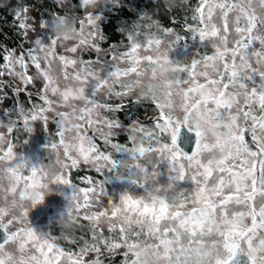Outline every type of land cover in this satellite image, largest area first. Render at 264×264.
I'll return each instance as SVG.
<instances>
[{
	"label": "clouds",
	"instance_id": "1",
	"mask_svg": "<svg viewBox=\"0 0 264 264\" xmlns=\"http://www.w3.org/2000/svg\"><path fill=\"white\" fill-rule=\"evenodd\" d=\"M45 2L53 7L51 9L43 7ZM38 3L43 12L47 13L46 16L42 14L41 9H36L37 12H41L37 18L31 11L35 5L26 4L23 0H17L16 6L11 5V0L0 2V9L15 13L25 24L20 35L27 44L34 45V48L27 49V61L32 65L34 57L35 62L40 65L30 75L31 81L28 80V73L23 74V70L16 69V65L19 64L8 73L10 82L0 81V92H3V96H0V105L5 102L6 84L15 94L16 100L14 117L9 115L13 111L11 107L0 108L6 115V118L0 117V154H4L3 159H0V184L11 185L15 182L16 176L12 175L9 169L20 176L31 174L33 169L37 171V186L27 190L23 201L29 216L38 207H44L49 196L57 195L63 200L60 206H52L42 229H35L29 216L25 218L27 225L33 228L42 240L76 245L79 250L87 246L88 250L81 255L84 264H133V261L136 264H218V261L228 259L232 253L220 240L218 227H212L209 231V225H205L203 233L193 237L187 227H179V222L167 220L158 225L151 216L133 218L131 213L123 210L125 197L159 206L162 200H166L170 205L175 204L182 197L197 191L199 185L193 182L191 177L198 169L194 165H189L188 174L181 180L180 161L174 160L171 156L173 150L183 152L179 145V141L184 139L181 129H187L191 134L197 129L201 132L199 137L201 149L194 159L204 165L211 162V165L215 166L216 162L229 152L236 154L239 150L243 154L246 150L255 149L252 122L237 117L235 113L229 114L222 108H217L212 99L218 97V75L222 73L219 72L217 75V70L227 50L225 37L211 35L205 37L204 40H210L214 49L210 56L197 50L190 58L177 59L173 53L181 47L187 48L188 45L182 43L184 38L177 28L165 26L162 19L158 18L157 11L162 5L169 13L183 9L191 11L193 16L196 14L198 4L188 8L189 0H151V4L157 8L150 10L149 0H143L139 5V19L132 21L128 34L142 28L146 38L159 40L160 43L158 45L153 43L148 51H144L143 47L138 51L139 62L135 65L137 73L129 72L127 77L117 78L113 72L116 70L126 72L128 65L121 66L118 61L108 59L114 50L102 46L104 36L98 24L101 17L97 10L102 4L119 8L122 5L121 0H38ZM220 5L224 6L222 16L224 13L231 14L232 21L235 22L234 31L236 28L246 29L249 19L252 18L257 29L255 34L264 39V0H208V8L214 13L218 9L221 10ZM188 25L190 24L180 27ZM206 30L209 33L214 30L211 21ZM189 33L194 41L193 37L198 33L195 31ZM244 34L243 31L236 32L238 36ZM29 49L33 51L30 52ZM93 55L95 59L83 58ZM149 55L153 62L144 59ZM16 57H23L25 63V56H15L14 59ZM250 60L252 66L249 65L248 58L243 63L237 62L238 81L245 86L230 85L222 103L226 102L235 108L239 103H250L251 96L247 93L253 87L258 91H264V79L261 78V74H264V46L256 51V54L251 55ZM194 61L198 65V74L206 73L207 78H216L217 84L198 89V94L186 95V89L190 85H185L184 81L188 76L186 71L179 69H188ZM109 66L112 67V71H108ZM37 82L40 87L34 93H29V96L37 95L43 103H32V106L27 108L20 102L19 93L29 85L36 88ZM122 86H126V95H117V92L125 91ZM156 104L162 106V110L170 117L171 123L165 138L170 142L172 136H175L177 149L164 152L153 150L159 147L161 140L159 131L154 128L161 111ZM142 109L145 111L150 109L154 113L152 124H145L139 118L138 113ZM256 111L259 112L260 109L257 108ZM121 113L134 118L125 124L121 119ZM33 116L36 119H32ZM53 125L55 131L52 130ZM9 129L13 131L9 132ZM57 130L62 133L59 137L56 135ZM149 131L153 132V136L146 135ZM25 133L28 137L37 133L47 135L45 145L48 149L47 164L38 156L34 158L24 152V145L28 141L27 139L21 141L17 137ZM122 136L127 137L126 142H116ZM240 136H250L251 140L246 139L245 145L239 140ZM93 138L95 141H102L103 154L99 151L88 153L86 148L81 149L82 144L93 143ZM196 139L195 137V141ZM188 141L191 142V136L188 137ZM112 144L119 147L113 148L110 146ZM141 145L145 148L143 153L139 151ZM204 145H207V148ZM8 148H11L12 152L8 153ZM18 148L20 151H17ZM153 154L160 163L166 165L164 173L155 165L149 170L140 163L141 159ZM103 156L108 158L104 159ZM72 162H78L74 169L85 168L98 173L101 177L107 172L113 180L123 182L125 187L114 194H109L105 179H93L92 187L95 191L89 193L90 199L87 201L89 206L85 207L80 187L74 182L63 184L58 179L61 176L68 178L69 170L73 169ZM162 175L166 177L163 182L160 180ZM185 180L193 183L191 189L182 187ZM133 187H139L143 192L135 195L132 192ZM65 189L68 191L65 192ZM261 196H264V193L258 184L255 200ZM250 204L251 202L246 204L241 199V205L245 207L240 211H234L233 223L239 224L241 230ZM3 207L7 212L21 211L11 201ZM114 207L122 209L115 220L108 217L101 220L95 218L102 209L111 210ZM85 216L90 217L87 223L83 219ZM0 222L6 223L3 215H0ZM118 224L124 225L128 237L126 241L119 240L120 233L115 230L104 234V238L109 241L107 246L99 244L98 241L84 240L86 233L99 235L101 228L107 229L111 225L115 229ZM165 227L169 229L167 236L163 235ZM157 228L160 231H157ZM173 228L177 231H171ZM114 240L118 241L121 247H112ZM197 240L199 242H196ZM92 243H97L98 250L91 247ZM18 251V246L16 251L3 248L0 249V256L4 257L6 264H16L19 259ZM258 251L261 257L258 264H264V249ZM256 255L257 251L248 252L242 247L237 250L232 264H240V258L243 259V264H248L249 257Z\"/></svg>",
	"mask_w": 264,
	"mask_h": 264
},
{
	"label": "snow or ice",
	"instance_id": "2",
	"mask_svg": "<svg viewBox=\"0 0 264 264\" xmlns=\"http://www.w3.org/2000/svg\"><path fill=\"white\" fill-rule=\"evenodd\" d=\"M223 5H220L221 10ZM195 15L191 17L194 24H190L187 27L188 32H197L200 40H204L205 37L211 35L216 37L220 32L221 28L216 24H213V31L209 33L206 29L208 23L212 21L215 15L208 8V0H199L198 6L195 9ZM223 31L232 33V19L228 13L223 15ZM19 20V17H17ZM91 22V21H89ZM199 25V27H195ZM19 28L24 29L25 24L19 20ZM245 32L244 35L239 36L235 41V46L230 49L231 61L229 62L225 58L222 71L218 75L219 87L217 89L218 97L212 98L217 108H222L229 114L235 113L237 117L250 120L252 122V140L255 143V149L248 151L246 150L243 154L237 150L236 154L229 152L223 159L216 162L215 166L204 165L194 159L201 149V142L199 137L201 132L197 129L194 131V136L197 138L195 142L194 151L191 154L183 153L179 150H173L171 156L174 160H179L180 168V179L183 180L188 174V166L194 165L198 170L192 175L193 182L198 183V189L194 194L186 195L182 197L177 203L169 204L166 200H162L159 206L149 205L142 203L141 201L132 200L130 197H125L123 204V210L131 213L133 218L137 216H151L156 224H160L163 221L171 220L174 223L179 222L180 228H185L190 231L193 237H197L198 233H203L205 225H209L208 230L211 231L212 227H218L220 229L219 235L220 240L223 242L224 247L228 249L232 255L228 259L218 261V264H232L235 254L238 249L244 248L248 252L257 251L256 256H250L248 264H258L261 257L259 249H264V208L257 209L255 206V194L257 192V185H260L262 193H264V91H258L256 88H252L248 95L251 96L250 103H239V105L233 108L228 103H222L225 93L231 87H244L245 85L240 84L238 81L239 70L237 68V62L243 63L248 58V63L252 66L249 45L254 42L259 43L262 47L264 46V39L257 32L254 24V19L250 18L246 29L236 28L235 32ZM127 39L130 41L128 49L123 52L114 51L112 53V60L118 61L120 64L128 65V70L121 73L119 70L113 72V75L117 78H125L128 73H137L136 64L139 62L138 51L143 47L144 51H148L153 43L157 45L160 43L159 40L153 41L150 38H144L143 41L139 39V34L133 30L128 34ZM179 40L180 37L178 36ZM196 39V36L193 37ZM39 44V41L36 42ZM29 51H33L29 49ZM74 51V49H73ZM253 54H256L254 52ZM252 54V55H253ZM15 57L14 52H7L3 55L2 59L7 61L4 65L9 70V73L13 70L16 64L23 69V74L28 73V64L23 62V57ZM34 68H39V63L35 62V58L32 57ZM61 59H64L61 57ZM149 62L152 61V57L146 56ZM210 59V57H205ZM197 63L194 61L188 69H179L180 71H186L188 79L184 81L185 85H190L186 89V95L198 94V89L205 87H211L217 84V79H208L207 74H198ZM4 73L0 72V76ZM203 76L204 82H201L199 77ZM67 79V74L65 76ZM250 78V77H249ZM261 78L264 79V74H261ZM28 80L31 81V76H28ZM123 92H117V95H126V86ZM223 89V91H220ZM47 91V89H45ZM47 101V97L44 98ZM157 108H161L159 117L154 124V128L159 131L161 138L166 137L168 128L170 126V117L162 110V106L156 104ZM260 111H256V109ZM32 119H36L35 116ZM187 120V117H186ZM9 129V132H12ZM259 133V134H257ZM56 135L59 137L62 133L57 130ZM149 137L153 136V132L149 131L146 133ZM239 140L246 145V137L240 136ZM63 143V140L60 141ZM113 148H118V145H110ZM55 147V145H53ZM207 148V145H204ZM87 149L88 153L100 152L104 153L101 146L93 138V143L81 145V149ZM178 145L176 137L172 136L171 141L167 139L160 140L159 147L153 149L155 151H169L170 149H177ZM139 151L143 153L145 148L141 145ZM7 152H12L11 148L7 149ZM4 154H0V159H3ZM65 155L67 153L65 152ZM253 157V159H248ZM107 159V156H103ZM71 159V157H69ZM187 161V167L181 161ZM78 162H72L71 168H76ZM71 170V169H70ZM70 170L68 172V178L65 179L63 176L58 177L61 183L71 184ZM12 175L16 176V180L11 185L0 184V215H3L6 223L0 222V231L3 232L4 238L0 241V249L11 248L16 251L17 246L19 248L18 255L19 259L16 264H84L81 259L83 252H86L87 246L73 252L72 250L65 249L58 242H54L48 239H41L37 236L35 230L29 227L26 223V219L29 216L28 210L24 208L23 201L27 190L29 188L37 186V171L32 170L31 174L20 176L13 172L11 169L8 170ZM97 171H99L97 169ZM84 182L88 187H80L79 191L83 194L85 200V207H88L87 201L90 199L89 193L95 191L92 187L94 180L92 177L84 178ZM241 199L247 204L251 202L250 207L247 210V217L244 221L243 229L239 224L233 223L234 211L229 208L233 202L241 204ZM12 202L16 208L21 209L19 213L7 212L3 207L8 202ZM122 209L120 207H114L111 210L102 209L100 213L95 217L97 220H101L104 217L115 220ZM84 220H89V216H85ZM113 230L120 233L119 240L126 241L127 234L125 233L124 225L118 224L115 229L109 225L107 231L112 232ZM160 231L159 228L156 229ZM171 231H177L173 228ZM138 234V233H136ZM163 235H169V229L165 227L163 229ZM238 239V242H237ZM91 241H98L99 244L108 245L109 241L104 238V229L101 228L99 235L93 233ZM196 242H199L198 240ZM191 243V241H190ZM91 247L98 250L97 243H92ZM112 247L119 248L121 244L114 240ZM179 259V257H178ZM11 260V257H9ZM0 264H6L3 256H0ZM133 264H136L133 261Z\"/></svg>",
	"mask_w": 264,
	"mask_h": 264
},
{
	"label": "trees",
	"instance_id": "3",
	"mask_svg": "<svg viewBox=\"0 0 264 264\" xmlns=\"http://www.w3.org/2000/svg\"><path fill=\"white\" fill-rule=\"evenodd\" d=\"M23 2L29 5H35L33 8L34 10L41 9L42 14L45 16L47 15L46 12H43V8H41L38 0H23ZM142 3L143 0H121L122 5L119 8H113L112 6L109 8V12L104 15L103 21L99 24L101 33L104 36V41L102 42L103 47L113 49L117 52H123L128 49V45L130 44V41L127 39L128 30H130L132 21L139 19V5ZM198 3L199 0H189L187 7H195ZM11 5L16 6L17 0H11ZM149 5L151 6L150 10L157 8L156 5L151 4V0H149ZM43 7L51 9L53 6L48 5L47 2H45ZM41 12H38L39 16ZM157 16L158 18L162 19V21L165 23V26L177 28L178 30L181 29V25L194 24L191 19V11H185L183 9H176L169 13L166 9H163L161 5L160 10L157 11ZM195 27H198V25ZM135 31L139 34V39L143 41L145 38L143 35V29L137 28ZM21 32L23 31L21 28H19V20L17 19L15 13L9 12L7 9H0V72L3 71L2 69L7 63V61L2 59L3 55L10 51H16L18 48H21L22 50L28 49L24 38L20 35ZM187 37L191 39L189 32H187ZM83 58L95 59V56H84ZM108 59H112V56L109 55ZM8 89L11 90L10 87H8ZM7 91L8 90L6 89L4 90L5 93ZM0 96H3V92H0ZM19 98L20 102L23 103L27 108H30L32 103L40 104L35 95H31L30 98L23 92H20ZM154 107L155 106L153 105L152 108ZM120 115L125 124H127L129 120L133 118V116L124 113H121ZM138 116L145 124L153 123L154 113L150 109L147 111L143 109L140 110ZM13 135L16 137V133ZM17 138L21 141L27 139L28 142L24 145L23 150L27 155L30 156H33L40 148L46 147L45 145L47 143V135L45 133H42L40 136L34 135L31 137H28V134L25 133L19 135ZM126 139V136H122L116 142L124 143L126 142ZM14 142H16L15 139ZM17 151H20V149L18 148ZM75 170L76 169H74V171H70V179L77 185H80L86 177H92L93 179L102 178L105 179L106 183L115 181L107 172L103 177H101L98 173L88 169ZM119 183L123 184V182Z\"/></svg>",
	"mask_w": 264,
	"mask_h": 264
},
{
	"label": "rangeland",
	"instance_id": "4",
	"mask_svg": "<svg viewBox=\"0 0 264 264\" xmlns=\"http://www.w3.org/2000/svg\"><path fill=\"white\" fill-rule=\"evenodd\" d=\"M3 2V0H0ZM109 8H111V5H104L102 4L98 10H97V13L100 15L101 19L100 21H98V24H100V22L103 21L104 19V15L109 12ZM32 14L37 16V18H39V14L36 10L32 9ZM23 31V29H22ZM25 44L28 46V48L32 47L34 48V45H29L25 42ZM15 56H25V63L28 64V75H31L33 71H35V68L30 64L28 63L27 61V49H24L22 50L21 48H18L16 49V51L14 50L13 51ZM111 60V59H109ZM125 64H122L121 63V66H124ZM16 69L19 71V70H23L20 68L19 65H16ZM2 73H4L2 76H0V81H8L10 82L11 81V78L10 76L8 75L9 73V70L5 67H3L2 69ZM112 67L109 66L108 68V71H112ZM199 78H203V76L199 77ZM8 85H4V90H8L6 92V96H5V102L3 105H0V108H3V107H11L13 109V111L9 114L11 116H15L16 115V112H15V108H16V100H15V94L12 93V91L10 89H8ZM40 87V84L39 82H37V87L36 88H33L31 85L27 86V88L22 91L25 95H27L28 97L31 98V96H29V93H34L38 88ZM36 98L38 99L39 103L42 104L43 101H41L39 99V96L35 95ZM0 117H5L6 118V115L5 113L0 110ZM52 130L55 131V126L53 125L52 126ZM42 133H37L36 135L40 136ZM91 135V133H89ZM47 147H42L40 148L37 152H35V154L33 155L34 158L35 157H39L40 159H43L44 163L47 164L49 161H48V149H46ZM144 159V162L142 164H144L149 170L152 169V167L155 165L158 169L160 166H166L165 164L163 163H160L159 160L157 159V157L153 154L152 156L150 157H146V158H143ZM85 168H81V169H76V170H83ZM75 170V171H76ZM70 171H74V169L70 170ZM160 171V170H159ZM162 173V172H161ZM164 175H162L160 177V180L163 182L164 181ZM88 187V185L84 182V180L81 182V187ZM123 187H125L124 184L122 183H119L118 181H114V182H111V183H106V189L108 191L109 194H114L115 192L117 191H120V190H123ZM65 192H67L68 190L65 189L64 190ZM132 192L133 194L135 195H139L140 193L143 192V189L139 188V187H133L132 188ZM63 203V200L61 197L57 196V195H52V196H49L47 197L46 199V205L44 207H38L37 209L33 210L29 216V220L31 222V224L33 225V227L35 229H42L45 225V222L46 220L48 219V210L50 207H52L53 205H56V206H60L61 204ZM105 203H107V201H105ZM104 234L107 235V229H104Z\"/></svg>",
	"mask_w": 264,
	"mask_h": 264
},
{
	"label": "flooded vegetation",
	"instance_id": "5",
	"mask_svg": "<svg viewBox=\"0 0 264 264\" xmlns=\"http://www.w3.org/2000/svg\"><path fill=\"white\" fill-rule=\"evenodd\" d=\"M221 11L222 10H220V9H218L216 11L215 15L213 16L211 23L216 24L218 27L221 28V32L217 36H224L225 37V41L227 43V50L225 51V58L230 62L231 61L230 49L235 46V41L239 38V36L236 35V32L234 30L231 34L223 31V19H224V17L221 15ZM229 16L231 17V14H229ZM231 19H232V17H231ZM234 23L235 22L232 21V28H233ZM198 27H199V25H198ZM187 32H188L187 27H181V29H179L180 35L183 36V38H184L182 43H186L188 46H187V48L181 47L178 50H176L173 53L175 58H177V59L190 58L195 53V51H197V50H199L201 54H205V55H209V56L212 55L214 49L211 46L210 40H200L199 35L197 34L196 39L193 41L192 39H189L187 37ZM260 49H261V46L259 45V43L254 42L253 44L249 45V50H248L249 55L251 56L254 52H256ZM225 58L222 62H220V67L217 70V75L219 74L220 71H222L223 64L225 62ZM199 79L201 82H204V78H199ZM208 79L210 80L212 78H208ZM257 79H259V77H257ZM133 111H136V110H133ZM150 119H152V118H150ZM188 133H189V131H188ZM182 136L184 137V139H181L179 141L180 148L183 150L184 153L191 154V152L194 151V148H195V142H196L195 136H194V134H191V133L189 134V136H193V138H194L193 143L189 142L187 140L189 137L188 135H186V136L182 135ZM161 139L164 140L166 138L162 137ZM246 139L251 140V137L248 136V137H246ZM96 142L101 146V149L104 150V146H103L102 141L97 140ZM141 160H142V162H141V164H142L144 162V159H141ZM181 162L184 163L185 166L187 167V164H188L187 161L182 160ZM159 170H160V172L164 173L166 171V166H164V165L160 166ZM165 179L166 178H164V180ZM78 186L81 187V184ZM83 187H85V186H83ZM182 187H185L187 189H191L193 187V183L190 180H185L182 182ZM255 206L257 209H259L261 206H264V196L257 197V199L255 200ZM244 207H245L244 205L236 204L235 202H233L231 205H229V208H231L233 211H240ZM51 209H52V207L49 208V210H51ZM49 210H48V213H49ZM85 223H87V221H85ZM91 239H92V234L90 232L84 234V240L91 241ZM81 243H83V241H81ZM61 245L63 247H65V249H68L70 247L73 252L79 251V248L76 245H67V244H63V243Z\"/></svg>",
	"mask_w": 264,
	"mask_h": 264
},
{
	"label": "water",
	"instance_id": "6",
	"mask_svg": "<svg viewBox=\"0 0 264 264\" xmlns=\"http://www.w3.org/2000/svg\"><path fill=\"white\" fill-rule=\"evenodd\" d=\"M180 132H181V134L182 135H188L189 136V134L190 133H188V131L186 130V129H181L180 130ZM188 140V139H187ZM193 140H194V138H193V136H191V142L193 143ZM142 162V160H140V163ZM51 210H49V212H50ZM4 236V234H3V232L2 231H0V241H2L3 240V237ZM240 264H243V259L242 258H240Z\"/></svg>",
	"mask_w": 264,
	"mask_h": 264
}]
</instances>
